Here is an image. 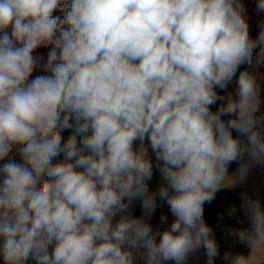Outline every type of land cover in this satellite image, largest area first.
<instances>
[{
  "label": "clouds",
  "instance_id": "9594fccd",
  "mask_svg": "<svg viewBox=\"0 0 264 264\" xmlns=\"http://www.w3.org/2000/svg\"><path fill=\"white\" fill-rule=\"evenodd\" d=\"M259 27L251 39L239 0H0L3 264H187L201 247L214 264L204 204L233 183L229 164H264L256 76L217 91L264 45ZM157 195L163 232L130 214L139 199L150 217ZM241 199L250 252L225 259L264 264V206Z\"/></svg>",
  "mask_w": 264,
  "mask_h": 264
},
{
  "label": "trees",
  "instance_id": "16d2710c",
  "mask_svg": "<svg viewBox=\"0 0 264 264\" xmlns=\"http://www.w3.org/2000/svg\"><path fill=\"white\" fill-rule=\"evenodd\" d=\"M239 3L243 5L244 16L246 19L261 18L264 16V11H260L257 8L258 0H239ZM260 32V27L258 26H249V35L253 40H258V35ZM264 45L257 43L256 48L253 49V53L259 52ZM47 49L40 48L37 52L43 55L46 59ZM252 53V54H253ZM42 72L37 70L33 72V76L41 75ZM218 93L222 96H226L225 89H217ZM221 101L217 102V105L212 106V110L215 111ZM261 115H264V108L261 112ZM224 120H227L228 117H222ZM69 131H64L63 136L65 140L67 139ZM233 136L237 137L238 134L233 131ZM243 139V138H241ZM148 143L147 140L144 142ZM136 147H139V142H137ZM15 152V149H14ZM152 155L153 163L155 164V156ZM247 157V156H246ZM58 159H62V156ZM16 161L20 162L19 157H16ZM6 162V161H4ZM0 162V166L2 163ZM162 183V178L158 169L154 167L153 177L148 182L149 191L152 193H158V189ZM258 186V185H257ZM247 194L251 199L259 200L260 204L264 206V164H263V184L262 187L257 188L249 187L246 189H233V190H218L215 193V197L211 202L204 204V219L206 224L212 229V237L216 240L219 255L216 257L214 264H230L229 260L225 259V253L231 255L243 254L248 255L250 248L246 244L242 243L238 237L235 235V232L240 230H246L250 227V219L247 212L241 207L242 204V195ZM232 208H235V212L231 213ZM130 214L135 218L144 219L153 229V232H163L170 227L174 217L171 215V212L165 201L161 200L159 196H156V208L151 216H147L144 209L141 206L139 199L133 201L130 207ZM164 215L167 217V223H161L160 217ZM159 240V236H157ZM137 264H144V261L140 259V256L137 254L135 257ZM0 264H3L2 258H0ZM29 264H35V261H29ZM162 264H174L172 261L162 262ZM187 264H207L206 251L203 247L192 253L187 260Z\"/></svg>",
  "mask_w": 264,
  "mask_h": 264
},
{
  "label": "rangeland",
  "instance_id": "374dc122",
  "mask_svg": "<svg viewBox=\"0 0 264 264\" xmlns=\"http://www.w3.org/2000/svg\"><path fill=\"white\" fill-rule=\"evenodd\" d=\"M249 26H258L264 22V16L254 19H246ZM261 52V50L259 51ZM261 72L264 71V67L260 69ZM43 74V73H42ZM256 75V71H254ZM256 78L258 83L261 85V103L260 109L264 107V77L262 73L257 72ZM227 98V97H226ZM257 113V115L260 113ZM247 165L246 172L241 174V169ZM227 176L231 177L233 183L229 186L220 188L219 190H233V189H246L249 187L259 188L263 184V164L248 163V157L244 156L241 160L233 162L227 167ZM258 185V186H257Z\"/></svg>",
  "mask_w": 264,
  "mask_h": 264
},
{
  "label": "crops",
  "instance_id": "0c3cea01",
  "mask_svg": "<svg viewBox=\"0 0 264 264\" xmlns=\"http://www.w3.org/2000/svg\"><path fill=\"white\" fill-rule=\"evenodd\" d=\"M259 54H260V52L253 53L252 54V61H251V63L250 64L249 63H244V64H242L240 66V68L237 70L236 75L233 77L232 82L229 83L227 85V88L225 89V92H226L225 98L229 94H231L232 97H235L236 96V91H237V87H238L237 81H238V77H239L240 71H248L249 73H251L253 75H254V71H256V75H257V72H259V73H262V75L264 77V71L261 72V70H260L261 68L264 67V60L261 62L260 66L258 67V62L261 60ZM257 67H258V69H257ZM263 108L264 107H262L260 109V113L258 114V116L261 115V112H262Z\"/></svg>",
  "mask_w": 264,
  "mask_h": 264
},
{
  "label": "built area",
  "instance_id": "2783aa9c",
  "mask_svg": "<svg viewBox=\"0 0 264 264\" xmlns=\"http://www.w3.org/2000/svg\"><path fill=\"white\" fill-rule=\"evenodd\" d=\"M262 61H263V60H260V61L258 62V67L260 66V64H261ZM258 67H257V69H258Z\"/></svg>",
  "mask_w": 264,
  "mask_h": 264
}]
</instances>
